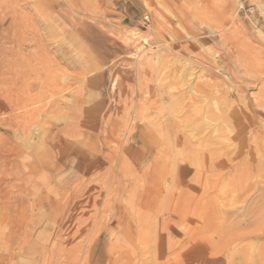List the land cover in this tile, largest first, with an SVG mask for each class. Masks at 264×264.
Returning a JSON list of instances; mask_svg holds the SVG:
<instances>
[{
    "label": "rangeland",
    "instance_id": "obj_1",
    "mask_svg": "<svg viewBox=\"0 0 264 264\" xmlns=\"http://www.w3.org/2000/svg\"><path fill=\"white\" fill-rule=\"evenodd\" d=\"M53 246L264 264V0H0V264Z\"/></svg>",
    "mask_w": 264,
    "mask_h": 264
},
{
    "label": "bare ground",
    "instance_id": "obj_2",
    "mask_svg": "<svg viewBox=\"0 0 264 264\" xmlns=\"http://www.w3.org/2000/svg\"><path fill=\"white\" fill-rule=\"evenodd\" d=\"M2 9V8H1ZM9 14V13H8ZM10 15V14H9ZM204 15V14H203ZM206 16V15H205ZM34 102H36V101H32L30 104L27 102V104H29V105H33L34 104ZM38 102V101H37ZM25 103V102H24ZM19 104H20V102H19ZM23 104V103H22ZM26 106V105H25ZM25 106H21V107H19L18 105H16V106H14V108H13V110L12 111H14V110H17V109H21V108H23V107H25ZM90 170V169H89ZM56 173V172H55ZM89 173V172H88ZM91 173V172H90ZM33 176H35L34 174H32ZM55 176V175H54ZM25 177V176H24ZM57 177V176H56ZM36 179V178H35ZM57 180V179H56ZM32 183V182H31ZM65 183V182H64ZM26 184V183H25ZM31 188V187H30ZM36 190L33 188L32 190H30V192L28 191V193H32V192H35ZM24 192V191H23ZM22 194V193H21ZM12 195V194H11ZM63 196V195H62ZM181 198V197H180ZM36 201V200H35ZM179 202V201H178ZM182 202H184V201H182ZM34 203V202H33ZM54 203H55V201H54ZM36 204V203H35ZM40 204H41V202H40ZM43 204V203H42ZM110 204H111V202H110ZM109 204V205H110ZM108 205V206H109ZM42 206V205H41ZM179 206V205H178ZM36 207V206H35ZM38 209V208H37ZM192 209V208H191ZM190 210V209H189ZM185 212V211H184ZM179 213V212H178ZM186 214V213H185ZM45 215V214H44ZM175 215H176V213H175ZM177 216V215H176ZM188 216V215H187ZM41 218V217H40ZM187 218V217H186ZM29 219V218H28ZM38 219V218H37ZM181 220V219H180ZM29 221H30V219H29ZM187 221V220H186ZM179 222V221H178ZM34 223H35V221H34ZM33 224V223H32ZM179 224H180V222H179ZM188 224H189V222H188ZM37 225V224H36ZM78 225H80V224H78ZM28 226H29V224H28ZM35 227V226H34ZM168 227V226H167ZM187 227V226H186ZM190 227V226H189ZM30 228H33V227H30ZM37 228V227H36ZM59 228H60V226H59ZM166 229V228H165ZM31 230V229H30ZM36 230V229H35ZM58 231H59V229H58ZM61 231V230H60ZM31 232L33 233V232H35L34 230L32 231L31 230ZM36 234V233H35ZM58 235V234H57ZM165 238V237H164ZM30 240V239H29ZM56 240V239H55ZM50 241H51V238L50 237H47V243H50ZM28 243V242H27ZM61 248V247H60ZM66 252L63 250V249H56L54 246L53 247H49V248H42V249H40L39 250V252L34 256L37 260H42V259H44V261H42L40 264H48V263H45V259L46 260H48L49 262H51V264H52V262H55L58 258H59V256H65L66 254H65ZM66 259V258H65ZM36 260V261H37Z\"/></svg>",
    "mask_w": 264,
    "mask_h": 264
},
{
    "label": "built area",
    "instance_id": "obj_3",
    "mask_svg": "<svg viewBox=\"0 0 264 264\" xmlns=\"http://www.w3.org/2000/svg\"><path fill=\"white\" fill-rule=\"evenodd\" d=\"M148 19H149L148 17L145 18L146 21H148Z\"/></svg>",
    "mask_w": 264,
    "mask_h": 264
}]
</instances>
